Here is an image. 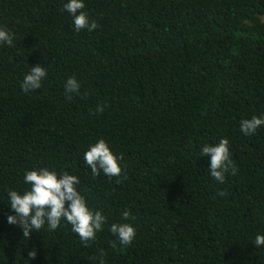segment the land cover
Returning a JSON list of instances; mask_svg holds the SVG:
<instances>
[{"label":"trees","instance_id":"16d2710c","mask_svg":"<svg viewBox=\"0 0 264 264\" xmlns=\"http://www.w3.org/2000/svg\"><path fill=\"white\" fill-rule=\"evenodd\" d=\"M67 2L0 0L14 37L0 44V264H264V125L240 129L264 118V0H84L98 27L79 33ZM37 64L47 77L25 93ZM73 76L82 95L68 99ZM222 138L237 168L223 183L200 156ZM99 139L120 183L84 161ZM40 168L76 175L104 215L88 247L64 220L28 238L8 222V190L27 191L26 171ZM113 223L136 230L123 250Z\"/></svg>","mask_w":264,"mask_h":264},{"label":"clouds","instance_id":"9594fccd","mask_svg":"<svg viewBox=\"0 0 264 264\" xmlns=\"http://www.w3.org/2000/svg\"><path fill=\"white\" fill-rule=\"evenodd\" d=\"M84 0H69L64 4V9L73 17L74 31L79 33L82 30L93 31L98 25L96 21L90 20L83 11ZM13 35L6 29L0 28V44L13 45ZM47 77V72L40 64L33 66L25 75L21 84L23 92L37 90L42 86V80ZM66 98L71 99L73 94L80 93V83L73 76L69 77L64 85ZM103 105H97L96 112H102ZM261 125H264V118L253 116L250 119H243L240 122V129L246 135H253ZM210 155V174L219 182L225 180V173L231 171L236 174L237 168L231 158L229 141L222 138L217 144H205L202 146L200 156ZM85 163L91 168L93 176L101 171L108 177H117L116 183H120L122 169L119 158L111 151L104 139H99L84 154ZM26 184L30 188L20 193L16 190H8V198L14 215L8 216V222L23 229V236L28 238L33 230L41 231L47 224L49 231L60 227L64 220L71 225L72 232L78 234L84 247L95 240L96 233L102 230L105 217L98 210L95 213L90 211L86 204L85 197L78 191L77 185L80 181L76 175L64 172L58 177L55 171L47 168L26 171L24 176ZM222 194V193H221ZM68 206L65 207V202ZM123 218L127 220L130 216L128 211L123 212ZM110 232L116 237L111 246L123 250L134 240L136 230L130 223H113ZM256 247L264 245V235H257L254 241ZM29 258L34 259L36 252L30 251ZM100 264H104L101 259Z\"/></svg>","mask_w":264,"mask_h":264}]
</instances>
